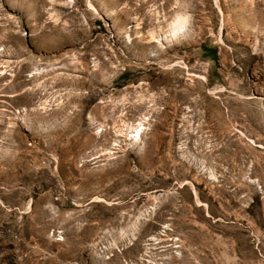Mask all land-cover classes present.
Masks as SVG:
<instances>
[{"label":"rangeland","instance_id":"374dc122","mask_svg":"<svg viewBox=\"0 0 264 264\" xmlns=\"http://www.w3.org/2000/svg\"><path fill=\"white\" fill-rule=\"evenodd\" d=\"M0 264H264V0H0Z\"/></svg>","mask_w":264,"mask_h":264},{"label":"bare ground","instance_id":"6f19581e","mask_svg":"<svg viewBox=\"0 0 264 264\" xmlns=\"http://www.w3.org/2000/svg\"><path fill=\"white\" fill-rule=\"evenodd\" d=\"M183 21H185V19L184 18H181V17H178L177 18V21H176V27L175 28H173L171 31L172 32H174V30L175 29H179L181 26H182V23H184ZM186 22V21H185ZM185 24V23H184ZM184 27V26H183ZM182 29V28H181ZM177 31H179V30H177ZM176 33V32H175ZM174 34V33H173ZM172 33H171V35H173ZM177 34V33H176ZM179 36V35H178ZM172 37V36H171ZM175 37L177 38V36L175 35ZM140 125V124H139ZM136 134V136H135V138L137 139V141H139L140 140V136H141V131H138V129L136 128L135 129V131H134ZM170 230V229H169ZM156 237V236H155ZM154 238V237H153ZM153 238H152V240H153ZM156 239V238H155ZM159 243V242H158Z\"/></svg>","mask_w":264,"mask_h":264}]
</instances>
